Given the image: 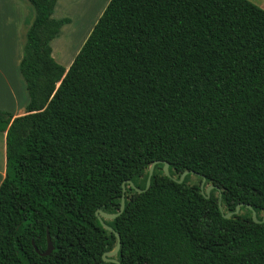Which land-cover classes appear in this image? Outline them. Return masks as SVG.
Instances as JSON below:
<instances>
[{
    "label": "trees",
    "instance_id": "1",
    "mask_svg": "<svg viewBox=\"0 0 264 264\" xmlns=\"http://www.w3.org/2000/svg\"><path fill=\"white\" fill-rule=\"evenodd\" d=\"M28 1L27 112L0 110V264H116V232L120 264H264V9L110 0L67 70L51 43L71 19ZM123 197L111 232L99 213Z\"/></svg>",
    "mask_w": 264,
    "mask_h": 264
},
{
    "label": "crops",
    "instance_id": "2",
    "mask_svg": "<svg viewBox=\"0 0 264 264\" xmlns=\"http://www.w3.org/2000/svg\"><path fill=\"white\" fill-rule=\"evenodd\" d=\"M70 1L58 0L53 13L55 19H71V23L65 25L62 32L67 29L69 31L74 22L75 16L73 12L71 13V8H75L80 17L90 15L89 18L91 19L88 24L90 26L92 20L100 14L96 19L99 20L104 6L109 2V0H73L72 5ZM261 8L264 9V6ZM63 15L65 16L61 17ZM34 18L35 10L28 0H0V110L10 112L14 117L25 115L29 104L27 86L20 73L19 65L23 58V48L26 40L24 43L22 41L26 38L25 34H27ZM94 26L89 31L88 37ZM76 44L78 46V42ZM52 55L55 59L54 50ZM66 69L68 70L69 67ZM5 175L6 133L0 132V186L5 179Z\"/></svg>",
    "mask_w": 264,
    "mask_h": 264
},
{
    "label": "rangeland",
    "instance_id": "3",
    "mask_svg": "<svg viewBox=\"0 0 264 264\" xmlns=\"http://www.w3.org/2000/svg\"><path fill=\"white\" fill-rule=\"evenodd\" d=\"M251 2L261 7L264 6V0H252ZM70 3H72L73 5V0H71ZM108 3L104 6V9L102 10L103 12L106 6L108 5ZM71 9H72L71 13L73 12L74 13L73 15L75 17H74V22L70 27V30L68 31L67 29L65 32H62L61 36L57 40H55L52 44L56 61H58L59 64L63 65L65 68L70 67V65L72 64L71 62L73 61L79 50L84 45L85 40L88 37L89 31L92 29L93 25H95L94 23H96L97 21L96 19L100 15L99 14L97 18H94L90 26H88L91 19L89 18L90 15H86V17L83 16L80 17V15H78V12L75 11V8H71ZM64 16L65 15L61 17ZM25 40L26 38H24V41H22V43H24ZM77 42H78V46L76 44ZM193 182L199 183V180L196 177H194Z\"/></svg>",
    "mask_w": 264,
    "mask_h": 264
},
{
    "label": "water",
    "instance_id": "4",
    "mask_svg": "<svg viewBox=\"0 0 264 264\" xmlns=\"http://www.w3.org/2000/svg\"><path fill=\"white\" fill-rule=\"evenodd\" d=\"M155 164H157V163H155ZM155 164H153V165L151 166V168H150V174H149V178H148V181H147L146 189H145V190H139V189H137V191H138L139 193L146 192V191L149 190V188H150V186H151V180H152V176H153V172H154V166H155ZM168 166H169L168 163H165V172H166V173H168ZM188 174H189V172H185V173H183L182 176H181V179H180L178 182H179V183H182V182L184 181L185 177H186ZM205 182H206V178L203 177L202 189H203V187H204ZM128 183H130V182H128ZM130 184H131V183H130ZM131 186L134 187L133 184H132ZM123 187H124V191H125L126 183L123 185ZM134 188H135V187H134ZM213 188H214V186H210V187L208 188V192H209L211 189H213ZM241 206H242V205H239V206L237 207V210H236L235 213H239V210H240ZM248 208H249L250 210L253 211V219H254L256 222H260L259 220H257V214H256V212L253 210V207H252V206H248ZM124 209H125V198L123 197L122 202H121V208H120V211H119L117 214H104V213L100 214V213H99V219L101 220V223H102V225L104 226V228L107 229V230H109V231H111V232H115V230H114L112 227L108 226V225L103 221L102 216L105 217L106 219L112 220V219H115V218H117L118 216H120V215L123 213ZM232 215H233V214L230 213V214L225 215V217H226V218H230ZM263 221H264V219H263ZM116 236H117V239H118V245H117V248H116L113 252H110V253H106V254H104V255H103V258H104L105 261H112L113 263L120 264L117 260H110V259H108V257H112V256L116 255V254L118 253L119 249H120V246H121V236H120V234L117 233V232H116ZM36 250L38 251L37 248H36ZM53 250H54V246H53V243H52V241H51V239H50V236L48 235V248H47V250H46L44 253H41V255H42V256H49V255L53 252ZM38 252H39V251H38Z\"/></svg>",
    "mask_w": 264,
    "mask_h": 264
}]
</instances>
